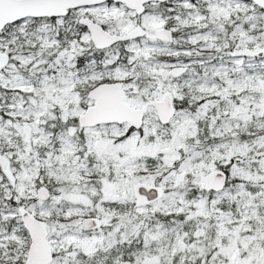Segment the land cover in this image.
I'll use <instances>...</instances> for the list:
<instances>
[{
    "label": "snow or ice",
    "instance_id": "obj_1",
    "mask_svg": "<svg viewBox=\"0 0 264 264\" xmlns=\"http://www.w3.org/2000/svg\"><path fill=\"white\" fill-rule=\"evenodd\" d=\"M0 264H264V0H0Z\"/></svg>",
    "mask_w": 264,
    "mask_h": 264
}]
</instances>
